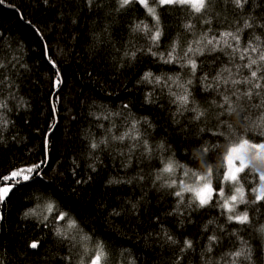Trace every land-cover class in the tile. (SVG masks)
Wrapping results in <instances>:
<instances>
[{
  "label": "trees",
  "instance_id": "1",
  "mask_svg": "<svg viewBox=\"0 0 264 264\" xmlns=\"http://www.w3.org/2000/svg\"><path fill=\"white\" fill-rule=\"evenodd\" d=\"M241 2L209 0L197 14L148 0L159 24L135 0L123 8L119 0L0 4V187L14 184L2 179L13 171L35 169L0 202V264H90L97 243L107 254L103 264H264V200L256 201L252 191L258 174H240L247 203H237L232 213L221 206L237 186L222 181L226 146L241 136L264 141V126H257L264 114L258 107L264 100V0ZM225 32L239 41L222 37ZM202 37L215 39L209 45ZM169 53L174 59L165 63ZM249 57L257 60L251 68L245 67ZM232 79L252 82L233 85ZM248 90L251 99L242 95ZM185 94L189 102L182 105L177 97ZM225 95L237 111L221 117ZM126 132L123 141L114 139ZM169 160L174 172L163 173ZM202 160L213 168L212 187H223L225 196L214 194L199 207L192 193L181 202L175 192L181 179L196 184L182 176L185 169L206 174ZM172 180L177 183L169 187ZM48 202L79 230L57 235L66 226L50 215L43 219ZM245 211V224L227 218ZM237 251L243 254L235 257Z\"/></svg>",
  "mask_w": 264,
  "mask_h": 264
},
{
  "label": "snow or ice",
  "instance_id": "2",
  "mask_svg": "<svg viewBox=\"0 0 264 264\" xmlns=\"http://www.w3.org/2000/svg\"><path fill=\"white\" fill-rule=\"evenodd\" d=\"M133 0H119L120 7L123 8L130 3H132ZM136 3H139L141 6L146 8L147 12L149 15L152 16V18L159 24V16L156 13V8L151 7L148 4V0H135ZM155 3H157L159 6H164V5H180V6H185L187 8H190L193 12L200 14L203 13L206 8L209 5V0H154ZM246 2V0H244ZM4 3V0H0V4ZM234 3L236 4L237 7H242L243 4L241 0H234ZM187 27H192V25H187ZM245 28L251 27L249 23H245L244 25ZM137 28H140V25H137ZM144 28H147V25H144ZM222 37H229L231 36L233 39L239 41L238 36H234L230 32H225L221 34ZM161 36V32L159 30L155 31L153 36L151 37L154 41H158ZM202 39H207V37H202ZM215 38L213 37L212 39H207V44L212 45L213 40ZM224 44L231 48L232 45L228 44L227 40L225 39ZM220 42L217 41V44ZM216 45H213V50H215ZM235 50V49H234ZM193 49L191 47L188 48L187 52L185 53V56L188 55L189 52H192ZM201 55H203V50L198 49ZM252 51L255 52L257 51L256 48H252ZM173 52H175V48H173ZM245 52H247V49H245ZM172 59H174L172 53H169V59L165 60V63L172 62ZM240 59H244V55L240 56ZM260 61H264V52L260 53L259 56ZM188 64L191 66V69L193 73H195L196 70V62L194 60L189 59ZM257 64L256 59H252L249 57V63L245 65L247 68H251L252 65ZM4 67L3 64H0V68ZM225 71H230L229 69H225ZM151 73H145L144 79H149L151 77ZM251 77L255 79L257 77V70L251 71ZM219 79V77L217 78ZM261 79H264V77H261ZM157 82H159V78H157ZM225 83H228V80L224 81ZM251 83L252 81L249 79H245L243 81L239 79H232L231 83L233 85L240 84V83ZM188 83H191L189 81ZM255 88L259 89L261 85L259 83H256L253 85ZM187 91V90H185ZM235 95V92L233 93ZM243 96H247L249 99H251L253 93L251 90L245 91L242 93ZM257 95H260V93H257ZM178 100L181 101L182 105H186L189 102L188 95H181L177 97ZM237 101L241 99L240 96L236 97ZM227 106V107H225ZM259 106H264V100L261 101V105ZM223 111L219 113V116L225 117V116H231L233 113L237 111V108L233 106V101L231 100V97L228 95H225L223 97V103L219 105ZM193 111H196L195 109H192ZM203 115V112H199L197 115V119ZM246 118V117H245ZM221 124L228 123L227 120H221ZM259 126H264V114L261 115ZM135 128V124L132 126ZM228 127L231 128L232 125L228 124ZM215 134V133H214ZM130 135V133H125L124 135H121L119 137H114V139H119L123 141L126 136ZM219 135H224V133H220ZM261 135H264V132L261 133ZM135 139H138L139 137L136 136L134 137ZM225 139H227V136H225ZM102 143L104 141H101ZM144 146L145 148L150 152L151 148L148 146L147 141H144ZM93 149L97 148L98 145L93 143L91 145ZM163 147V145H161ZM204 152H207L208 149L205 148L203 150ZM203 153H201V156ZM202 163L205 164V167L207 168L206 174H201L198 171L191 170V169H185L183 175L187 176L189 172L191 171L192 176L196 178V184L194 185H186L184 180L181 179L179 181V184L181 186V190H178L175 192V195L177 197L181 198V202H183V195L184 193H192L193 198L195 201H198V206L203 207L207 204H209L212 201L213 195L215 194L216 196H219L221 198H224L225 193H224V188L220 187L218 189H215L212 187V176H213V168L210 165H207L203 160L201 161ZM222 167H224L225 171L222 174V181L224 183H231L234 185H237L234 189L235 194H232L228 196L226 199H224L223 205H221L223 208H225L229 213L234 212L235 207L237 206V203H247V201L244 199V188L243 185L240 184V174L245 173L246 170H248V174L251 175L252 172H255L259 176V180L261 182H264V171L261 169L264 168V141L262 142H252L251 140L244 138L241 136L237 142H229L228 145L226 146L224 155L222 157ZM183 167V166H181ZM35 169L34 168H27V169H21L18 171H13L9 176H5L2 179L4 181L8 180H13L14 184L20 182V178L23 180L27 181L30 179L28 175H24L23 173H31ZM163 173H168L171 174L174 172V163L173 161L169 160L164 167L161 170ZM221 174L217 172V176H220ZM246 178V177H245ZM157 179H162L161 176H158ZM202 182V183H201ZM177 183L176 180H172L171 183L168 185L169 187L175 186ZM13 185H6L4 187H0V202L4 200V198L7 196V194L11 191V188L14 186ZM253 192L258 191V195H256V201L259 200H264V183H261L259 186V189H252ZM255 202V201H253ZM45 211L47 212L48 215H44L43 219L47 220L48 216H53V219L57 222L63 221L65 224V228L63 230L57 229V235H65V232L71 231V230H79V226L73 218H71L68 213L60 210L59 206L56 205L54 202H48L45 205ZM31 214L35 215V209L30 210ZM29 213H25L27 216ZM228 220L232 221L235 220L237 223L240 224H245L248 222V213L245 211L243 213L237 214L235 216L233 215H228ZM261 232H264V226L260 228ZM65 238H67L65 236ZM82 240H90L91 237L84 235L81 237ZM209 240L215 241L216 237L211 236L209 237ZM187 247L191 248L192 243L191 241H185L184 242ZM32 248H36L37 244L33 242L31 244ZM209 251H211V246L209 247ZM243 253L241 251H237L234 253L235 257H240ZM106 252L104 249L103 243H97L96 244V250L94 252V255L92 256L90 260V264H103V262L106 260ZM81 264H83V261H81ZM233 264H235V261H233Z\"/></svg>",
  "mask_w": 264,
  "mask_h": 264
},
{
  "label": "rangeland",
  "instance_id": "3",
  "mask_svg": "<svg viewBox=\"0 0 264 264\" xmlns=\"http://www.w3.org/2000/svg\"><path fill=\"white\" fill-rule=\"evenodd\" d=\"M261 170L264 171V168H262ZM182 176H183L184 178L191 177V178H193V179H196L194 176H192V175H190V174H188L187 176H184L183 173H182ZM261 183H264V182H261V181H260V184H261ZM260 184H259V186H260ZM4 186H6V185H2L1 187H4ZM258 189H259V187H258ZM258 194H259V193H258V191H257V195H258Z\"/></svg>",
  "mask_w": 264,
  "mask_h": 264
}]
</instances>
